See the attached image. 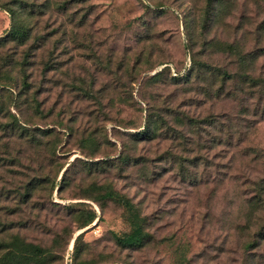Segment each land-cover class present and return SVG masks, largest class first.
<instances>
[{
  "label": "rangeland",
  "instance_id": "obj_1",
  "mask_svg": "<svg viewBox=\"0 0 264 264\" xmlns=\"http://www.w3.org/2000/svg\"><path fill=\"white\" fill-rule=\"evenodd\" d=\"M0 159L6 250L264 264V0H0Z\"/></svg>",
  "mask_w": 264,
  "mask_h": 264
},
{
  "label": "trees",
  "instance_id": "obj_2",
  "mask_svg": "<svg viewBox=\"0 0 264 264\" xmlns=\"http://www.w3.org/2000/svg\"><path fill=\"white\" fill-rule=\"evenodd\" d=\"M22 36L24 39H26L27 35L25 34L24 31L21 30L20 27L18 26H13L11 33L9 35L10 40H14L18 37ZM235 48V45H229L228 49L232 52ZM194 69L189 71L188 74L186 75L185 79L186 81H190L194 75ZM159 76L157 74L155 77ZM226 83V80L223 81ZM250 87H256L260 86V83L256 79H252L251 81H247ZM29 87V86H28ZM13 117V125L6 126L5 130L7 131H12V133H17L19 134V130L21 129L22 133L20 134L21 137H25L26 135H29L28 133L29 130L24 127L23 125L21 126L20 121L16 116ZM16 128H19L16 130ZM151 126L150 124L145 126V129L142 132H139L138 135L140 137L146 138V139H152L151 138ZM14 137V135H13ZM4 160L0 159V162ZM74 166V162L68 166V168L65 170L63 177H62V186L65 184L67 175L69 173V170ZM39 185V183L35 184ZM33 189H36V186L32 185ZM59 187L58 185H54L52 188V191H55L56 188ZM62 187L58 188V191L60 192ZM22 197V204L23 205H28L30 201L32 200L33 193L28 192L25 193V195L21 196ZM126 206L128 208H131V205L127 202ZM97 217L94 215L90 218L89 224H92L95 222ZM263 236V235H262ZM147 234L144 231V228L141 224L136 226L134 231L125 237L118 238V244L125 249H139L142 248L146 242H147ZM263 239V238H262ZM16 241L19 242L20 240L16 238ZM20 245H14L12 250H6L8 247L6 244H0V251L3 250L4 252L0 255V264H15L14 260L17 261V264H49L50 262V255L40 246L34 245V244H27L25 242H20ZM254 244H250V247H252Z\"/></svg>",
  "mask_w": 264,
  "mask_h": 264
},
{
  "label": "water",
  "instance_id": "obj_3",
  "mask_svg": "<svg viewBox=\"0 0 264 264\" xmlns=\"http://www.w3.org/2000/svg\"><path fill=\"white\" fill-rule=\"evenodd\" d=\"M96 225V224H95Z\"/></svg>",
  "mask_w": 264,
  "mask_h": 264
}]
</instances>
